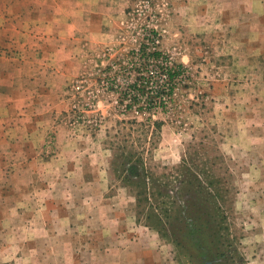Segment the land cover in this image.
I'll return each mask as SVG.
<instances>
[{"label":"rangeland","instance_id":"374dc122","mask_svg":"<svg viewBox=\"0 0 264 264\" xmlns=\"http://www.w3.org/2000/svg\"><path fill=\"white\" fill-rule=\"evenodd\" d=\"M123 4L62 135L0 144V264H203L174 236L188 199L220 264H264V0Z\"/></svg>","mask_w":264,"mask_h":264},{"label":"crops","instance_id":"0c3cea01","mask_svg":"<svg viewBox=\"0 0 264 264\" xmlns=\"http://www.w3.org/2000/svg\"><path fill=\"white\" fill-rule=\"evenodd\" d=\"M125 1L0 0V144L37 137L25 151L46 152V139L62 135L53 129L65 90Z\"/></svg>","mask_w":264,"mask_h":264},{"label":"trees","instance_id":"16d2710c","mask_svg":"<svg viewBox=\"0 0 264 264\" xmlns=\"http://www.w3.org/2000/svg\"><path fill=\"white\" fill-rule=\"evenodd\" d=\"M154 55L156 57H160L161 52L156 51L154 52ZM166 65H172L173 67L175 66V64L172 62H167ZM178 67L182 68L183 66L178 65ZM169 78L173 79V75L169 74ZM155 97L149 100L148 104L151 105L155 102L158 103V106L160 107L164 101V98L160 94H156ZM138 202H140L139 199ZM179 207L184 228L182 229V232L180 230L178 232L176 231L174 236L179 240L181 239V242L185 243L187 246H192L195 248L197 251L196 258L201 263L204 264L205 260L213 257L215 258L213 264H220L217 261L218 258L215 256L216 250L214 249L213 235L209 233V223L206 219H203V215L200 209L197 207V204L193 203L192 199H188L179 202ZM221 257H224V254H222Z\"/></svg>","mask_w":264,"mask_h":264},{"label":"flooded vegetation","instance_id":"af4514ba","mask_svg":"<svg viewBox=\"0 0 264 264\" xmlns=\"http://www.w3.org/2000/svg\"><path fill=\"white\" fill-rule=\"evenodd\" d=\"M218 261V260H217Z\"/></svg>","mask_w":264,"mask_h":264}]
</instances>
